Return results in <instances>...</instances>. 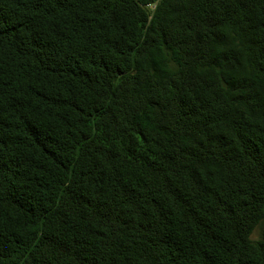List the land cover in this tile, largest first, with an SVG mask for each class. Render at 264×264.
<instances>
[{
    "label": "trees",
    "instance_id": "obj_1",
    "mask_svg": "<svg viewBox=\"0 0 264 264\" xmlns=\"http://www.w3.org/2000/svg\"><path fill=\"white\" fill-rule=\"evenodd\" d=\"M264 0H0V264H264Z\"/></svg>",
    "mask_w": 264,
    "mask_h": 264
},
{
    "label": "rangeland",
    "instance_id": "obj_2",
    "mask_svg": "<svg viewBox=\"0 0 264 264\" xmlns=\"http://www.w3.org/2000/svg\"><path fill=\"white\" fill-rule=\"evenodd\" d=\"M264 231V225H260L256 228L251 236L253 240H257L261 237L262 232Z\"/></svg>",
    "mask_w": 264,
    "mask_h": 264
}]
</instances>
